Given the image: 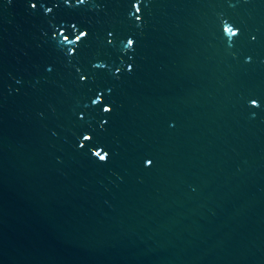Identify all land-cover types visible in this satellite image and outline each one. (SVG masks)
Instances as JSON below:
<instances>
[{
	"label": "water",
	"instance_id": "obj_1",
	"mask_svg": "<svg viewBox=\"0 0 264 264\" xmlns=\"http://www.w3.org/2000/svg\"><path fill=\"white\" fill-rule=\"evenodd\" d=\"M0 264H264V0H0Z\"/></svg>",
	"mask_w": 264,
	"mask_h": 264
},
{
	"label": "snow or ice",
	"instance_id": "obj_2",
	"mask_svg": "<svg viewBox=\"0 0 264 264\" xmlns=\"http://www.w3.org/2000/svg\"><path fill=\"white\" fill-rule=\"evenodd\" d=\"M137 11H139L138 8H137ZM85 35H86L85 32H80V36H81V37H84ZM133 44H134V41H133V40L129 39V40L127 41V46H132ZM253 102L255 103V101H253ZM104 110H105V111H108V108L105 107ZM84 139L87 140V139H89V137H88V136H85ZM94 154H95L100 160H102V161L106 159V153L101 154L100 152H95Z\"/></svg>",
	"mask_w": 264,
	"mask_h": 264
},
{
	"label": "clouds",
	"instance_id": "obj_3",
	"mask_svg": "<svg viewBox=\"0 0 264 264\" xmlns=\"http://www.w3.org/2000/svg\"><path fill=\"white\" fill-rule=\"evenodd\" d=\"M237 31H238V30L236 29V33H235V35L237 34ZM128 40H129V39H128ZM128 40H127V41H128ZM131 40H132V39H131ZM253 101H255V100H253ZM253 101H252L251 103H252V104H256V101H255V103H254ZM101 161H102V160H101ZM103 161H104V160H103ZM146 163H150V162H146Z\"/></svg>",
	"mask_w": 264,
	"mask_h": 264
}]
</instances>
